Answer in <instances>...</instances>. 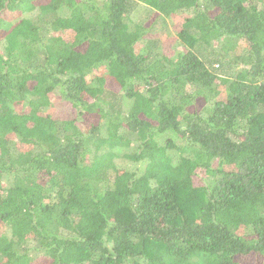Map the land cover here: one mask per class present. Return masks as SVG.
Segmentation results:
<instances>
[{
  "label": "trees",
  "instance_id": "trees-1",
  "mask_svg": "<svg viewBox=\"0 0 264 264\" xmlns=\"http://www.w3.org/2000/svg\"><path fill=\"white\" fill-rule=\"evenodd\" d=\"M38 257L264 264V0H0V264Z\"/></svg>",
  "mask_w": 264,
  "mask_h": 264
},
{
  "label": "rangeland",
  "instance_id": "rangeland-1",
  "mask_svg": "<svg viewBox=\"0 0 264 264\" xmlns=\"http://www.w3.org/2000/svg\"><path fill=\"white\" fill-rule=\"evenodd\" d=\"M47 0H41V2H45ZM184 15V14H183ZM183 15H176L172 17V20H167L166 21V26L167 29L169 30V35H163L165 36L166 39H164V42L168 46L171 43H174L177 38H176V33L179 29V23L181 21V18H183ZM185 16V15H184ZM3 17L5 20L9 22H15L19 19H21V15L18 12H9V11H4ZM162 33L165 34V32H159L157 34H153L151 37H157L159 34L162 35ZM158 38V37H157ZM240 49V48H239ZM105 86L113 91H118L120 89L119 82L116 79H111V78H105ZM204 105H197V110L203 109ZM53 116L56 118H61L63 120L67 119H73L74 118V112L62 101H57L54 106V113ZM92 120V119H88ZM87 120V121H88ZM94 121V120H92ZM32 264H47V261L43 260L42 258H36ZM245 264H252V261H247Z\"/></svg>",
  "mask_w": 264,
  "mask_h": 264
}]
</instances>
